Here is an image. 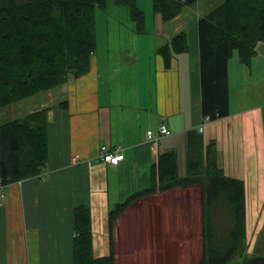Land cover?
Returning <instances> with one entry per match:
<instances>
[{"label": "crops", "instance_id": "0c3cea01", "mask_svg": "<svg viewBox=\"0 0 264 264\" xmlns=\"http://www.w3.org/2000/svg\"><path fill=\"white\" fill-rule=\"evenodd\" d=\"M116 7L121 6L109 2L105 10L104 42L91 56L88 73L70 79L56 94H45L39 109L49 108L47 162L41 175L4 187L0 264H72V213L79 205L88 206L91 212L94 255L107 256L113 248L116 263V223L132 207L148 200L152 207L168 210L167 204L164 208L165 198L159 196L180 191L190 200L191 190H196L192 188L197 187L198 234L181 239L171 230L162 235L160 242L165 246L159 252L152 244L126 256L167 264L179 243L181 247L197 243L202 264L198 185L138 199L113 225L109 223L115 205L151 186L159 154L175 152L179 174L183 175L186 133L192 129L201 134L204 148L210 147L209 153L224 175L243 183L251 251L264 236V42L257 44L249 66L241 64L236 55L229 61L230 115L206 121L201 113L196 16L191 11L180 14L170 21L174 31L167 34L157 28L159 39L148 27L138 34L128 9ZM182 30L187 35V51L175 55L166 69L158 49ZM161 124L167 126L169 136L159 137ZM148 131L159 137L156 145L148 141ZM103 146L122 153L124 160L116 166L99 160ZM187 205L192 210L189 202L179 207ZM173 223L170 219L168 227H174Z\"/></svg>", "mask_w": 264, "mask_h": 264}, {"label": "trees", "instance_id": "16d2710c", "mask_svg": "<svg viewBox=\"0 0 264 264\" xmlns=\"http://www.w3.org/2000/svg\"><path fill=\"white\" fill-rule=\"evenodd\" d=\"M197 1L150 0L153 13L165 23ZM109 2L126 7L136 32L145 33L146 17L137 0H0V109L87 74L91 56L98 49L96 13L105 12ZM197 29L201 113L205 120L216 121L230 115L229 61L236 55L241 64L249 66L257 44L264 42V0H224L199 17ZM187 48V35L182 30L159 47L163 66L169 68L173 57ZM48 109L34 110L0 125V186L43 172L48 154ZM209 148H204L197 130H189L185 173L179 174L175 152L159 154L151 186L115 205L109 223L113 225L138 199L198 185L202 264H264V255L247 253L243 183L224 175ZM220 220L226 224H219ZM72 222V264H116L113 248L107 256L94 255L88 206L75 207Z\"/></svg>", "mask_w": 264, "mask_h": 264}, {"label": "rangeland", "instance_id": "374dc122", "mask_svg": "<svg viewBox=\"0 0 264 264\" xmlns=\"http://www.w3.org/2000/svg\"><path fill=\"white\" fill-rule=\"evenodd\" d=\"M224 0H198L196 3L192 4L187 8L186 11H191L192 14L196 16L195 23L197 24L199 17L205 15L208 11H210L213 7L219 5ZM138 7L144 11L146 17V27L151 29L155 32L153 35L156 38L160 39V35H156L159 32L157 28H163L165 34L169 32H173L174 25L170 22H162L160 17L153 13L151 8L150 0H137ZM120 8L121 10H125L124 7H116ZM113 13V12H112ZM185 13L183 14V16ZM156 16V17H155ZM157 18V22L154 21L153 18ZM96 20H97V36H98V48H101L104 42V32L107 25V19L105 12L98 10L96 13ZM150 20V21H149ZM186 30V27L184 28ZM187 32V30H186ZM97 52V51H96ZM95 52V53H96ZM58 89V88H57ZM57 89L52 90V94L57 93ZM45 94H38L30 99H27L23 102L12 104L9 107L0 109V125L20 118L30 111H34L39 109L44 101ZM184 166V165H183ZM182 166V172L185 173V169ZM21 182V181H19ZM18 183V182H16ZM198 188V187H197ZM197 188H192L196 190H191V199H185L183 194H180V191L172 195H168L167 197L159 196V199L165 198L164 208L166 204L168 205V210L162 209L160 210L157 207H152L150 201L145 200L140 204H136L134 207L127 212L118 223H116V232L118 233V243L115 244L117 250V259L116 264H159L158 261L153 260H146V259H137L135 260L134 257H127L126 255L134 254L135 251L138 250H145L147 247H150L154 244V250L159 252L165 244H161L163 242L161 239L163 238V234H167L169 231H173L179 238H184L188 234L196 235L198 231H200V226L197 224L199 221L200 211V196L198 193ZM182 202H189L192 206V210L187 205L186 208L183 206L180 208L179 206L182 205ZM157 209V210H156ZM191 210V211H189ZM190 212L189 217L190 225H188V213ZM228 211V210H227ZM247 213V212H246ZM122 214V213H121ZM120 214V215H121ZM165 216V218H164ZM165 226L162 225V220ZM168 219V220H167ZM170 219L174 220V227H168L170 224ZM250 220L249 217L246 220ZM199 221V222H198ZM250 222V221H249ZM219 224L225 225L226 223L221 221ZM228 224V222H227ZM247 225V243L248 255H264V236L260 239V243L256 246L255 252L250 250V224ZM170 238V236L168 237ZM161 241V242H160ZM177 245V244H176ZM180 246V247H179ZM181 247V243H179L178 247H176V253L174 256H170L171 258L168 259L167 264H200V257L198 256V244H190L183 245ZM185 250V252H184ZM178 251V252H177ZM120 255V256H119Z\"/></svg>", "mask_w": 264, "mask_h": 264}, {"label": "built area", "instance_id": "2783aa9c", "mask_svg": "<svg viewBox=\"0 0 264 264\" xmlns=\"http://www.w3.org/2000/svg\"><path fill=\"white\" fill-rule=\"evenodd\" d=\"M170 134L171 132L168 130L165 124H161L159 126V137L169 136ZM159 137L153 136L151 131L147 132L148 141L153 143V145L157 144ZM97 158L103 161L104 163L116 166L119 164V162L124 160V155L119 152H112L107 147L103 146L100 148ZM5 199L6 193L4 191L3 186H0V203L3 202Z\"/></svg>", "mask_w": 264, "mask_h": 264}]
</instances>
